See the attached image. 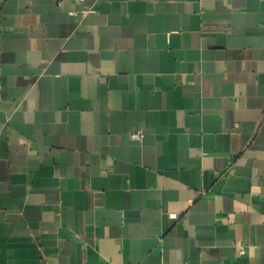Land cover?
Listing matches in <instances>:
<instances>
[{"label": "crops", "instance_id": "1", "mask_svg": "<svg viewBox=\"0 0 264 264\" xmlns=\"http://www.w3.org/2000/svg\"><path fill=\"white\" fill-rule=\"evenodd\" d=\"M0 264H264V0H0Z\"/></svg>", "mask_w": 264, "mask_h": 264}, {"label": "built area", "instance_id": "2", "mask_svg": "<svg viewBox=\"0 0 264 264\" xmlns=\"http://www.w3.org/2000/svg\"><path fill=\"white\" fill-rule=\"evenodd\" d=\"M79 1H84V0H79ZM130 137H131L132 140L140 141L141 138H142V132L141 131H137V132L131 133ZM238 251H239L240 254H244L245 249L242 246V247L238 248Z\"/></svg>", "mask_w": 264, "mask_h": 264}]
</instances>
